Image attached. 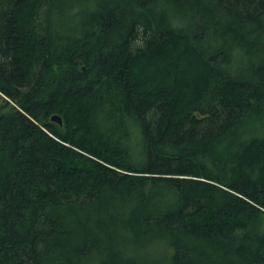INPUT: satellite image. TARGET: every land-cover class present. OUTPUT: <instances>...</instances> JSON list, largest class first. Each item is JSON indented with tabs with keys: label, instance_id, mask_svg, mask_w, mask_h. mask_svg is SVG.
I'll return each mask as SVG.
<instances>
[{
	"label": "trees",
	"instance_id": "1",
	"mask_svg": "<svg viewBox=\"0 0 264 264\" xmlns=\"http://www.w3.org/2000/svg\"><path fill=\"white\" fill-rule=\"evenodd\" d=\"M0 93V264H264V0H0Z\"/></svg>",
	"mask_w": 264,
	"mask_h": 264
},
{
	"label": "rangeland",
	"instance_id": "2",
	"mask_svg": "<svg viewBox=\"0 0 264 264\" xmlns=\"http://www.w3.org/2000/svg\"><path fill=\"white\" fill-rule=\"evenodd\" d=\"M8 99L0 93V107L2 108V112H8L14 108H16L13 102H8Z\"/></svg>",
	"mask_w": 264,
	"mask_h": 264
},
{
	"label": "water",
	"instance_id": "3",
	"mask_svg": "<svg viewBox=\"0 0 264 264\" xmlns=\"http://www.w3.org/2000/svg\"><path fill=\"white\" fill-rule=\"evenodd\" d=\"M51 121L52 122H55V123H58L59 125L63 126L64 125V122H63V119L58 116V115H54L51 117Z\"/></svg>",
	"mask_w": 264,
	"mask_h": 264
}]
</instances>
